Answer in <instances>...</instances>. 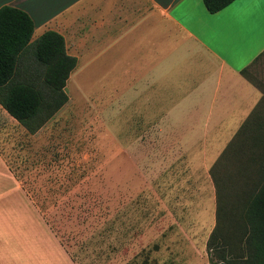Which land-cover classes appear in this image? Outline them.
I'll use <instances>...</instances> for the list:
<instances>
[{"label": "rangeland", "instance_id": "obj_1", "mask_svg": "<svg viewBox=\"0 0 264 264\" xmlns=\"http://www.w3.org/2000/svg\"><path fill=\"white\" fill-rule=\"evenodd\" d=\"M31 55L23 58L25 75L28 66L37 67ZM88 70L68 78L67 102L39 131L30 135L20 128L15 146L2 148L36 212L76 264H210L206 242L217 209L210 169L258 100V90L236 83L239 96L232 104L240 98L246 103L222 123L224 109L217 108L207 127L199 126L195 133L204 147H146L135 131L118 129L119 116L110 123L103 109L105 78H88ZM249 77L264 96V56ZM259 152L255 164L244 154L226 163L228 201L261 182Z\"/></svg>", "mask_w": 264, "mask_h": 264}, {"label": "crops", "instance_id": "obj_2", "mask_svg": "<svg viewBox=\"0 0 264 264\" xmlns=\"http://www.w3.org/2000/svg\"><path fill=\"white\" fill-rule=\"evenodd\" d=\"M3 5L29 14L31 40L47 30L63 36L77 61L70 78L86 67L88 78H105L104 115L110 123L119 116L118 129L135 131L140 146L196 147L195 132L216 110L224 109L222 123L246 103L232 104L239 81L259 92L245 112L262 96L241 70L264 51V0H234L215 13L203 0H0ZM20 128L26 131L0 104V264H76L2 149L15 146Z\"/></svg>", "mask_w": 264, "mask_h": 264}, {"label": "trees", "instance_id": "obj_3", "mask_svg": "<svg viewBox=\"0 0 264 264\" xmlns=\"http://www.w3.org/2000/svg\"><path fill=\"white\" fill-rule=\"evenodd\" d=\"M233 1L203 3L210 13H215ZM33 31L34 22L26 11L12 5L0 7V104L32 134L67 102L66 82L77 63L75 57L67 54L60 33L47 30L31 45ZM28 52L37 67L28 66L31 72L26 71L29 74L25 75L22 62ZM263 56L264 51L241 70L254 85L250 68ZM263 109L262 93L210 169L217 189L216 224L206 242L210 264H264V176L259 184L253 181L230 201L226 183V177H231L227 175L226 163L231 164L233 156L244 154L248 164H255L263 155L259 152H264Z\"/></svg>", "mask_w": 264, "mask_h": 264}]
</instances>
